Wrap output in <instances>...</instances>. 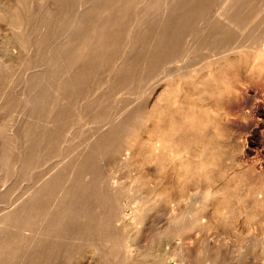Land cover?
Here are the masks:
<instances>
[{"label":"bare ground","instance_id":"obj_1","mask_svg":"<svg viewBox=\"0 0 264 264\" xmlns=\"http://www.w3.org/2000/svg\"><path fill=\"white\" fill-rule=\"evenodd\" d=\"M1 45L9 54L0 53V107L15 98L21 117H8L0 135V201L25 189L0 213V264H264L263 234L249 244L197 236L228 223V214L208 208L212 192L181 209L176 197L131 176L137 129L163 106L109 116L105 101L153 74L191 84L184 74L197 75L198 66L168 74L163 67L201 51L216 55L202 66L264 61V0H0ZM165 110L154 151L192 178L216 162L219 128L183 103ZM86 130L95 132L67 155ZM119 166L127 169L121 183ZM172 238L178 244L164 250L159 243Z\"/></svg>","mask_w":264,"mask_h":264},{"label":"rangeland","instance_id":"obj_2","mask_svg":"<svg viewBox=\"0 0 264 264\" xmlns=\"http://www.w3.org/2000/svg\"><path fill=\"white\" fill-rule=\"evenodd\" d=\"M216 4L212 12L221 3ZM4 48L5 45L0 46L2 55L7 52ZM215 56L211 52L201 51L194 57L182 56L175 63H166L162 73H190L192 71L185 72L187 68L197 66L199 73L195 76L184 74V77L189 76L186 79L193 81L191 84L185 81L177 83L173 78L154 74L147 76L132 88L109 93L105 98L106 112L113 116L146 102L150 105L156 102L162 105L164 110L156 118L137 129L134 140L136 163L130 169L131 176L139 177L148 188L153 187L155 191L162 189L163 195L167 197H176L177 206L181 209L190 203L199 202V196H193L203 191L212 192L213 199L208 201V208L215 211L217 207L221 215L228 214V223L225 226L204 228L197 236H207L205 243L216 241L218 244H249L254 242L255 237L264 235V61L259 60L254 67L248 68V60L234 57L220 65L209 62L202 66ZM199 88L201 90L198 91ZM13 100L15 98L9 105L0 107V135L5 134L3 124L8 123V117H21L19 108L12 104ZM182 103L186 109L192 108L197 117L219 128V136L212 149L217 156L216 162L199 166L197 174L192 178L182 177V168L179 169L166 152L157 154L153 148L154 133L163 127L169 117L165 109ZM66 116L59 119L60 125L75 118L72 113ZM94 132H82L74 149L69 150L67 155L85 146ZM183 153L185 156L191 155L192 151ZM63 155L66 152L44 162L41 173L48 174L49 170L60 163ZM126 170L119 166L116 178L114 177L118 183L125 180ZM183 180L185 183H182ZM23 186L24 184L20 188H14L0 201V213L6 203L20 199V194L25 189ZM258 195L263 198L262 202ZM162 213L166 216L168 208L155 214L156 220L163 217ZM189 241L188 237L184 238L185 244ZM159 244H163L164 250H171L178 242L172 238ZM256 260L259 261L257 258Z\"/></svg>","mask_w":264,"mask_h":264}]
</instances>
